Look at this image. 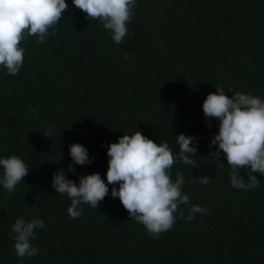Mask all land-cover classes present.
Instances as JSON below:
<instances>
[{
  "label": "trees",
  "instance_id": "trees-1",
  "mask_svg": "<svg viewBox=\"0 0 264 264\" xmlns=\"http://www.w3.org/2000/svg\"><path fill=\"white\" fill-rule=\"evenodd\" d=\"M66 3L54 35L43 44L34 36L21 42L17 75L0 66V158L18 156L29 168L13 192L0 184V264H264V176L253 173L260 181L254 189L231 186L226 158L209 155L219 121L202 110L216 86L229 97L238 91L264 99V0H136L120 44ZM49 129L50 138L43 134ZM136 131L167 142L174 155L179 134L198 141V167L177 160L171 171L173 181L177 172L184 176L185 219L177 213L156 238L111 196L113 185L98 209L81 204L76 219L67 212L71 199L52 187L61 169L77 184L93 173L107 183L108 145ZM73 143L92 161L73 164L75 174L68 170ZM240 171L247 182L249 169ZM205 175L206 185L190 182ZM191 205L208 212L189 222ZM21 216L44 221L31 241L35 257L15 254L9 233Z\"/></svg>",
  "mask_w": 264,
  "mask_h": 264
},
{
  "label": "clouds",
  "instance_id": "clouds-1",
  "mask_svg": "<svg viewBox=\"0 0 264 264\" xmlns=\"http://www.w3.org/2000/svg\"><path fill=\"white\" fill-rule=\"evenodd\" d=\"M135 3L136 0H72L75 8L86 14V19L99 20L110 30L116 44L129 35L127 24L133 18ZM68 8L66 0H0V66L7 74L17 75L23 65L25 50L20 47L21 42L34 36L43 44L50 30L53 35L59 30L56 26ZM124 58H129L127 53ZM202 110L206 120L219 121L218 132L210 140V146L218 147L209 155L215 157V161H220L222 154L226 158L232 169L231 186L246 191L259 187L260 181L253 173L264 176V99L238 91L229 97L224 87L216 86L215 92L207 94ZM34 111L29 109L30 114ZM43 134L50 138L52 131L49 129ZM175 143L179 147L178 155L173 154L167 142L158 144L139 131L133 135L124 134L118 142L108 145L107 183L99 173H93L80 176L77 184L66 178L61 169L53 174L52 187L58 194H66L71 199L67 212L76 219L83 215L81 204L98 209L109 195L108 185H113L111 196L119 198L129 217L156 238L173 227L177 213L185 219L179 205L190 204L189 197L182 192L184 176L177 172L175 181L171 179L173 165L179 160L192 168L198 167L196 138L181 133L175 137ZM69 155L72 163L68 170L73 174V164L85 166L92 162L88 149L79 143L69 145ZM0 167L3 168L0 184L8 193L13 192L29 173L26 163L15 155L0 158ZM241 169H249L247 182L240 174ZM197 180L206 185L210 177H196L190 182L195 184ZM189 212L186 219L190 222L195 214H206L208 209L191 205ZM11 227L9 236L14 240L17 257H35L39 249L31 241L36 238L35 230L45 227L44 221L37 218L26 222L21 216Z\"/></svg>",
  "mask_w": 264,
  "mask_h": 264
}]
</instances>
